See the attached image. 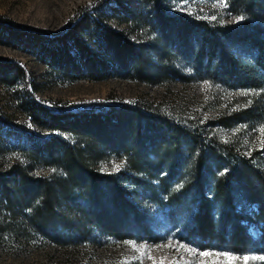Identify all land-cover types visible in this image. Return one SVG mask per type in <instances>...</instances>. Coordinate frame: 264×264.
I'll return each mask as SVG.
<instances>
[{"label": "trees", "instance_id": "trees-1", "mask_svg": "<svg viewBox=\"0 0 264 264\" xmlns=\"http://www.w3.org/2000/svg\"><path fill=\"white\" fill-rule=\"evenodd\" d=\"M170 1L182 0H96L55 33L0 16V46L28 55L58 84L114 78L151 86L181 82L189 78L175 68L172 60L179 59L196 76L251 95L245 106L217 118L221 126L259 124L264 119V0H223L238 19L235 24L170 15L165 7ZM112 22L142 26L151 38L134 41ZM0 85L14 91L19 112L32 126L0 110V155L17 153L23 160L0 167V215L20 218L28 229L59 243L76 238L83 220L120 237L126 218L149 237L126 196L136 191L123 184L143 190L156 206L164 199L168 210L182 203L174 199L176 189L190 203L185 241L240 254L264 246V172L233 142L210 136L207 124L138 101L48 105L35 96L28 71L8 57H0ZM112 155L124 160L125 169L99 172L95 166ZM40 168L51 173L33 175ZM177 183L180 192L173 187ZM238 201L254 205L257 237L247 234L248 218L236 211Z\"/></svg>", "mask_w": 264, "mask_h": 264}, {"label": "rangeland", "instance_id": "rangeland-1", "mask_svg": "<svg viewBox=\"0 0 264 264\" xmlns=\"http://www.w3.org/2000/svg\"><path fill=\"white\" fill-rule=\"evenodd\" d=\"M95 2L96 0H0V16L17 24L55 33L61 30L79 8ZM165 7L170 15H190L228 24L238 22L237 18L230 16L225 10L223 0L170 1L165 2ZM110 24L113 28L125 31L134 41L151 38L149 31L142 26L115 22ZM0 57L12 58L19 62L36 84L35 96L48 105L107 100L150 103L162 111L173 112L186 120L199 122L200 125L207 124L206 129L210 136L218 137L222 142H233L241 155L252 156L264 172V119L259 124L250 126H221L217 122L218 117H228L232 111L249 103L251 95L245 90L231 92L218 87L207 79L196 76L187 63L179 59L174 58L172 62L178 71L189 78L188 80L180 82L172 79L162 85L151 86L115 78L101 82L58 84L44 74L41 65L22 52L0 46ZM201 73L204 75V70H200L199 74L202 75ZM22 87L23 84L17 89L22 90ZM13 92L12 89L0 85L1 112L17 123L32 127L19 112ZM17 161H23L17 153L0 155L1 168ZM95 168L99 172L116 173L125 169V163L119 156L112 155L107 156ZM50 173V170L40 168L34 171L33 175L45 177ZM177 181L180 182L178 179L173 183ZM123 185L126 191H136V194L132 191L126 192L130 193L126 196L131 197L132 205L138 209L141 216L140 228H147L150 231L149 237L136 232V226L127 222L126 218L119 232L120 237H112L90 228L83 220L79 222L81 232L76 238H68L59 243L28 229V225L20 218L10 219L8 214L7 218L0 215V264H264V246H257L253 251L240 254L215 247L200 249L185 241L184 232L189 227L187 225L190 218L187 212L190 203L188 199L185 200L183 194L176 192V189L174 199H180L182 203L174 207V210H168L164 199H161L160 206H156L144 197L143 190L129 189V186ZM173 187L180 192L181 186L178 183ZM159 200L160 198L157 202ZM57 211L60 212V209ZM236 211L248 218L244 223L248 225L247 234L257 237V227L260 224L251 214L254 205L247 207L238 201ZM71 218L76 220L75 216ZM10 224L15 225L13 230L6 228ZM75 239L78 241H74Z\"/></svg>", "mask_w": 264, "mask_h": 264}, {"label": "snow or ice", "instance_id": "snow-or-ice-1", "mask_svg": "<svg viewBox=\"0 0 264 264\" xmlns=\"http://www.w3.org/2000/svg\"><path fill=\"white\" fill-rule=\"evenodd\" d=\"M241 19H243V17H241ZM201 255H208L207 253H201Z\"/></svg>", "mask_w": 264, "mask_h": 264}]
</instances>
